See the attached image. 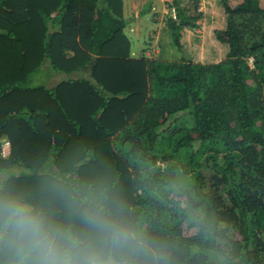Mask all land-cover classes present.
Instances as JSON below:
<instances>
[{
  "label": "trees",
  "instance_id": "1",
  "mask_svg": "<svg viewBox=\"0 0 264 264\" xmlns=\"http://www.w3.org/2000/svg\"><path fill=\"white\" fill-rule=\"evenodd\" d=\"M204 2L194 16L170 5L181 56L165 61L130 55L122 0H0V178L31 191L32 173L77 176L84 155L99 157L98 174L82 178L115 184L146 227L166 221L168 235L199 242L174 198L155 195L169 182L211 221L232 264H264V0ZM41 57L60 73L54 84H31ZM84 69L92 82L72 76Z\"/></svg>",
  "mask_w": 264,
  "mask_h": 264
},
{
  "label": "clouds",
  "instance_id": "2",
  "mask_svg": "<svg viewBox=\"0 0 264 264\" xmlns=\"http://www.w3.org/2000/svg\"><path fill=\"white\" fill-rule=\"evenodd\" d=\"M153 187L158 199L166 194L184 210L198 243L168 235L166 221L146 227L107 180L49 172L29 191L0 178V264H232L223 238L190 208L182 188L169 182Z\"/></svg>",
  "mask_w": 264,
  "mask_h": 264
},
{
  "label": "rangeland",
  "instance_id": "3",
  "mask_svg": "<svg viewBox=\"0 0 264 264\" xmlns=\"http://www.w3.org/2000/svg\"><path fill=\"white\" fill-rule=\"evenodd\" d=\"M174 0H122V14L123 17L126 19L127 24L125 27V33L130 38V55L133 57H140L142 55H145L149 58H159L160 60L165 61H175L180 59L181 51L178 50L177 46L172 43V37L171 32L167 27V17H169L168 13H166V10L170 8L171 4ZM204 1V0H203ZM179 2L187 9V13L189 16L196 15V12L193 10V8L197 5V0H179ZM112 3V9L113 8ZM202 1L200 0V3L198 5L199 11H203L205 2L202 4ZM149 8V10L144 13L143 11L145 9ZM13 21H21V17L18 14L13 15ZM203 16L198 17L196 20V23L200 24L202 22ZM38 19V17H37ZM193 30L199 31L198 27L194 28ZM39 29V27H37ZM55 31L58 32V30L55 28ZM19 36L21 38H26V40H30L28 36L29 32H27L26 28L23 26H20L19 29ZM31 33H37L36 31ZM78 39V36H77ZM25 41V39H24ZM185 52L188 53V46L185 47ZM31 54V53H30ZM161 54V56H160ZM30 57V56H29ZM31 59V57H30ZM47 61H43V57L39 58L35 64L36 71L32 76L31 84L32 85H42L43 83H49L57 81V75L60 73H55L54 71H51L52 68L45 66ZM249 64L252 65V61L249 60ZM75 74H72V76H83L87 77V80L91 81L90 78V70L84 69L80 70L78 72H74ZM80 73V75H79ZM56 74V75H55ZM65 78L66 76L61 73V78ZM92 82V81H91ZM53 149H55V145L52 146ZM158 159L160 158L161 154L155 155ZM154 158V157H153ZM70 162L74 161L75 166H78V160L74 159L73 156L69 157ZM85 161V155L83 156V159L80 161L81 167L78 168L79 175L78 177L82 178L83 176L87 177L88 179L93 176L97 175L99 168L102 164L106 163L105 159L97 158L93 162H84ZM84 162V163H83ZM159 166H163L164 162H158ZM18 166L15 167L16 170H18ZM88 169H94L95 173L92 175L87 174ZM144 169V166L142 167ZM12 173H14L13 170H10ZM47 172V170H45ZM32 173V172H29ZM3 174V173H2ZM37 180L34 187H32V190L36 189L38 187L39 180L41 178L40 175H34ZM47 174V173H45ZM5 175V174H3ZM2 175V176H3ZM85 179V178H82ZM53 211H59V208L53 203L52 205Z\"/></svg>",
  "mask_w": 264,
  "mask_h": 264
},
{
  "label": "built area",
  "instance_id": "4",
  "mask_svg": "<svg viewBox=\"0 0 264 264\" xmlns=\"http://www.w3.org/2000/svg\"><path fill=\"white\" fill-rule=\"evenodd\" d=\"M166 13L171 14L173 17H175V7H171L169 10H166ZM9 148L10 143L8 140H3L2 148H1V154L3 156H7L9 154Z\"/></svg>",
  "mask_w": 264,
  "mask_h": 264
},
{
  "label": "crops",
  "instance_id": "5",
  "mask_svg": "<svg viewBox=\"0 0 264 264\" xmlns=\"http://www.w3.org/2000/svg\"><path fill=\"white\" fill-rule=\"evenodd\" d=\"M55 83V81L54 82H49V83H45L46 85H51V84H54Z\"/></svg>",
  "mask_w": 264,
  "mask_h": 264
}]
</instances>
